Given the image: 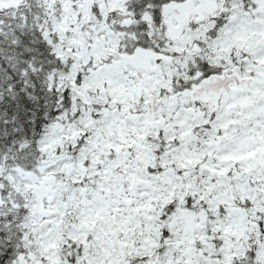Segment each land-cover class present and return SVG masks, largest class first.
<instances>
[{"label": "snow or ice", "instance_id": "snow-or-ice-1", "mask_svg": "<svg viewBox=\"0 0 264 264\" xmlns=\"http://www.w3.org/2000/svg\"><path fill=\"white\" fill-rule=\"evenodd\" d=\"M0 264H264V0H0Z\"/></svg>", "mask_w": 264, "mask_h": 264}]
</instances>
